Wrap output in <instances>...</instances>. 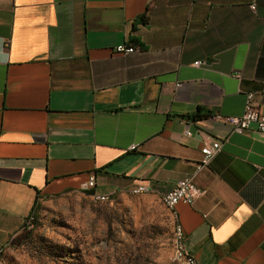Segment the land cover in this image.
Segmentation results:
<instances>
[{
  "label": "crops",
  "instance_id": "1",
  "mask_svg": "<svg viewBox=\"0 0 264 264\" xmlns=\"http://www.w3.org/2000/svg\"><path fill=\"white\" fill-rule=\"evenodd\" d=\"M247 93L264 113V0H0L1 253L40 201L162 202L191 176L205 194L164 207L187 253L264 264V134L212 119L240 116ZM200 132L221 149L196 171Z\"/></svg>",
  "mask_w": 264,
  "mask_h": 264
},
{
  "label": "rangeland",
  "instance_id": "2",
  "mask_svg": "<svg viewBox=\"0 0 264 264\" xmlns=\"http://www.w3.org/2000/svg\"><path fill=\"white\" fill-rule=\"evenodd\" d=\"M90 195L40 201L0 264H182L173 258L174 222L160 200L129 193L98 203Z\"/></svg>",
  "mask_w": 264,
  "mask_h": 264
},
{
  "label": "built area",
  "instance_id": "3",
  "mask_svg": "<svg viewBox=\"0 0 264 264\" xmlns=\"http://www.w3.org/2000/svg\"><path fill=\"white\" fill-rule=\"evenodd\" d=\"M250 8L255 9V5L251 4ZM113 51L118 54H130L136 51V46L133 44L121 43L113 48ZM206 62L202 60L195 61L193 66L200 67L205 66ZM234 78L238 80L241 78L239 72L232 74ZM176 86H179L177 84ZM212 119L218 122H222L230 127L231 132L242 134L244 131L254 127L255 131L264 134V113L260 112L258 108L253 104V94H246V101L244 105L243 113L240 116H224L221 114H214ZM187 137L191 136V132L185 130ZM202 146L200 153L202 158L198 164H196V171L209 165L214 156L220 151L221 144L217 140L208 138L206 134L200 132ZM96 186L95 176H89L87 182L84 185V190L92 189ZM148 190L144 185H138L132 188L130 191L134 194L135 192ZM205 194V190L198 188L192 181L191 176H185L183 179L178 181L176 185L166 192L163 196L168 202L171 203L175 210V207L179 203L192 204L194 200ZM91 198L96 202L105 203L110 201V197L104 194L92 193ZM176 212V210H175ZM177 217V215H176ZM31 225V214L24 220L22 229H27ZM176 231H179V239H174L173 246H175L174 260L181 262L182 264H198L195 258L188 254L185 249L184 237L180 225L176 222ZM1 254V251H0Z\"/></svg>",
  "mask_w": 264,
  "mask_h": 264
},
{
  "label": "bare ground",
  "instance_id": "4",
  "mask_svg": "<svg viewBox=\"0 0 264 264\" xmlns=\"http://www.w3.org/2000/svg\"><path fill=\"white\" fill-rule=\"evenodd\" d=\"M146 192H147V190L139 191V192H135V193L139 194V193H146ZM162 204L171 213H175V210L172 207L171 203L168 202L164 196L162 197ZM31 220H33V216L31 217ZM173 220H175V217L173 218ZM175 224H176V222L174 221V227H173L174 239H179V231H176V225ZM174 254H175V246H174Z\"/></svg>",
  "mask_w": 264,
  "mask_h": 264
},
{
  "label": "trees",
  "instance_id": "5",
  "mask_svg": "<svg viewBox=\"0 0 264 264\" xmlns=\"http://www.w3.org/2000/svg\"><path fill=\"white\" fill-rule=\"evenodd\" d=\"M199 112H200V109H198V114L195 117H199ZM98 203H101V202H98ZM37 209H38V205H36L33 209V213L31 214L33 215V217L35 216Z\"/></svg>",
  "mask_w": 264,
  "mask_h": 264
}]
</instances>
